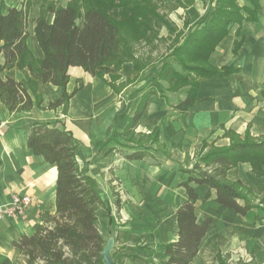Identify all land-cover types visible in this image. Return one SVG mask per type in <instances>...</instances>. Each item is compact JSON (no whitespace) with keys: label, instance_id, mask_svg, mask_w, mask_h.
I'll return each instance as SVG.
<instances>
[{"label":"crops","instance_id":"1","mask_svg":"<svg viewBox=\"0 0 264 264\" xmlns=\"http://www.w3.org/2000/svg\"><path fill=\"white\" fill-rule=\"evenodd\" d=\"M74 1L82 0H0V8L5 14L10 9L26 12L27 46L32 57L39 61L44 53L39 47L35 27L43 8L52 5L66 8ZM166 1L169 3L166 12L174 8L172 2L177 4L176 0ZM212 1L215 3L206 5L204 0L203 10L200 4L184 5L183 13L190 20L197 15L196 12L199 16L191 23L173 21L175 26L159 9L162 14H158L166 21L159 37L174 40L183 29L191 32L198 24L211 22L219 7L217 0ZM239 8H242V20L229 26L227 35L209 55L212 67L218 70L229 68L232 72L202 79L196 103L183 114L176 111L175 106L185 99L188 87L177 92L158 93L149 101L142 120L133 131L144 140L152 137L151 141L160 146L159 152L166 153L158 161L152 159L157 157V147L141 160H128V155L146 153L145 147H121V137L141 106L142 98L149 90L147 85L164 66L153 59L158 51L146 53L142 44L121 68L113 65L101 67L103 77H93L79 67H70L66 90L73 97L67 109L64 106L49 109L51 103L62 98L63 90L42 82L37 84V91L44 108L35 105L30 111L11 114L0 102V205L8 204L15 194L30 195L34 199L24 216L0 220V264H24V256L13 246L14 243L44 226V214L53 217L57 213V167L28 148L32 127L41 124L63 128L80 143V167L93 179L102 196V206L97 211L100 233L104 235L106 245L110 238L115 240L111 252L114 263L119 264L121 258L124 264H162L163 246L178 240L176 213L188 200L185 189L180 186L187 178L183 174L186 167L181 164L185 160L191 161L201 147H230L231 136L242 141L247 137L255 141L264 139V0H258L257 6L243 0ZM46 18L50 24L55 19L53 13H47ZM82 24L81 20L79 26ZM175 30L174 34L172 31ZM187 36L178 46L183 45ZM143 58L151 59V64L142 66ZM169 59H173L172 54ZM2 77H13L29 89L31 77L27 69L20 70L11 65ZM161 83L167 90L166 82ZM168 152L177 153L179 160L166 159ZM261 171L258 176L251 163L240 162L229 171L227 179L242 181L252 188L255 200H261L264 197V165ZM196 188L200 196L196 215L200 222L212 219V224L191 264H215L219 256L224 257L232 250L233 245L239 247L235 242L237 232L228 221L229 217L238 215L214 202V191L211 199L202 202L210 188L204 185ZM256 211L247 214L255 213L251 229H262L261 238L253 236L249 242L246 237V242L253 247L259 241L264 243V221L255 222L262 209L259 210L261 213Z\"/></svg>","mask_w":264,"mask_h":264},{"label":"trees","instance_id":"2","mask_svg":"<svg viewBox=\"0 0 264 264\" xmlns=\"http://www.w3.org/2000/svg\"><path fill=\"white\" fill-rule=\"evenodd\" d=\"M220 1L225 5L217 8L212 21L198 24L183 45L175 47L173 59L165 62L160 74L147 85L149 90L125 130L126 134H134L149 101L158 93L162 95L165 91L177 92L188 87L185 99L175 106V110L183 114L196 103L202 79L232 72L229 68L218 70L209 62V55L229 32L227 28L221 34L224 25L231 19L234 24L239 22L233 19L241 16L240 11L233 9V2ZM246 1L257 6L258 0ZM155 3L156 0H82L66 8L44 7L35 27L39 47L44 53L39 61L32 57L27 46L26 12L10 9L5 14L0 8V102L11 114L30 111L35 105L44 108L37 91V84L42 82L63 90L62 98L51 103L49 109L61 106L67 109L73 97L66 90L70 81L69 68L79 67L93 77H103V66L121 68L133 58V43L153 32V25L162 20ZM47 13L54 14L52 24L47 21ZM11 65L29 71L32 94L13 77H2ZM161 82H166L167 90ZM28 148L57 167V213L53 217L44 214L45 225L30 236H23L13 246L27 259L26 264H105L106 239L100 233L97 220L102 196L93 179L80 167V143L63 128L41 124L32 127ZM144 156V152H134L128 155V160H141ZM245 161L251 163L255 174L260 176L264 165V139L255 141L247 137L242 141L234 136L230 147L212 149L202 157L201 164L188 170L190 174L180 185L188 200L176 213L178 240L163 246L162 264H191L212 224V219L200 222L196 215L200 200L196 187L210 188L202 202L211 199L214 191V202L221 207L240 217L262 209L255 222L264 221V197L257 205L251 187L242 181L227 179L229 171Z\"/></svg>","mask_w":264,"mask_h":264},{"label":"rangeland","instance_id":"3","mask_svg":"<svg viewBox=\"0 0 264 264\" xmlns=\"http://www.w3.org/2000/svg\"><path fill=\"white\" fill-rule=\"evenodd\" d=\"M204 0H176L175 2H172L171 4L173 5L174 8H172L171 11L166 12V7L168 6V4L166 3V0H156L155 5L157 4V11L159 12V9L163 12V15H165V18L167 19V21L170 22L171 25H174V22H181L186 23V22H193L195 20H197V17L199 16L198 12H196L195 14H197L193 20H190L188 18V15L183 13L184 11L182 10V8H184L185 6L190 7V6H195L197 4H200V9H202V5ZM228 2H233V9L236 12H239V5L240 3H243V0H228ZM206 5L207 4H211V3H215V1L212 0H205L204 2ZM224 3V4H222ZM220 0H217L216 4L217 6L220 5H225V2H222ZM185 5V6H184ZM197 9V6L196 8ZM208 9V7H207ZM203 10V9H202ZM162 12H159L162 14ZM240 15V12L238 13ZM172 17H174V20H172ZM169 17V19L167 18ZM162 18V17H161ZM242 15L239 17H234L233 21H239L242 19ZM174 21V22H173ZM164 23H166L165 19L162 18V20L157 21V23L154 24L153 27V32L147 34L146 37H142L140 38V40L138 42L133 43V47H134V53L137 52V48L138 46H140L141 44L143 45V48L146 49V53H153L155 50H157V55L155 56L156 59L162 63H165L166 60H168L169 55H171L173 52V48L177 47L178 45H180V41L183 40L184 36L190 32V31H186V29L182 30L180 33H177L176 38L174 40H172V37L169 38H165V37H159L158 34L161 33V27L164 25ZM240 24V23H239ZM242 24V22H241ZM230 25H234V22H232V19L229 20L226 25H224V29L221 31V34L224 33L225 29L227 31V28H229L228 26ZM186 28V27H184ZM174 34L177 32L172 31ZM170 32V34L172 33ZM173 35V34H172ZM157 36L159 38H157ZM146 41H148V43H146ZM146 44V45H144ZM149 64H151V59L146 60L145 58L141 59V65L146 67ZM217 69V68H216ZM23 85V84H22ZM31 94L32 91H30V89H27ZM233 138V136H231ZM217 139H220V137H217ZM151 140H153V138H149L148 140H144L140 135H136V134H124L121 137V147L124 148H137L138 147H142V149H145V154H151L149 151H154L155 148H158V153H157V157H153L152 159L155 161H158V158H162V155L166 154H162L160 151V146L155 145ZM207 144V143H206ZM218 144H222V141H218ZM208 147V144L206 145ZM208 149H204L201 147V151L198 152L193 159L189 160H185L184 163H182V166L186 167V170L183 171V174L185 175V177H188V175L190 173H188V170H191V168H193V166L195 164H201L202 163V157H204L206 154H208L212 148L216 149L219 148L216 146H211ZM221 146V145H220ZM206 147V148H207ZM170 152H168V156L166 159H172L173 160H179V157H176V154H169ZM175 155V156H174ZM165 160V159H164ZM186 171V172H185ZM246 192V191H245ZM260 200H256V204L258 205L260 202ZM200 211V210H199ZM211 211H214V208L212 207ZM201 212V211H200ZM209 212V210L207 211ZM255 212V211H254ZM211 213V212H209ZM256 213H261L258 209V211H256ZM255 213H250L246 218L240 217V216H231L229 217L228 221L230 222V224L232 223V227L235 228V232H237L236 235V239L235 242L239 245L238 248H235V246L237 245H233L232 250H230L227 254L224 255V257L219 256V258L217 259V262L215 264H264V243L259 241L256 243V245L253 247L252 244H250V240L251 237L253 236H259L261 238V230L260 227H256L255 230L251 229L252 227V220L254 217ZM218 227V225L216 226ZM232 228V229H233ZM255 231V232H254ZM252 232H254L252 234ZM249 239V242H246L247 238ZM260 240V239H258ZM234 239L231 238V242H233ZM117 259V258H116ZM25 263H27V259L24 257ZM119 264H124L122 263V260L120 258Z\"/></svg>","mask_w":264,"mask_h":264},{"label":"built area","instance_id":"4","mask_svg":"<svg viewBox=\"0 0 264 264\" xmlns=\"http://www.w3.org/2000/svg\"><path fill=\"white\" fill-rule=\"evenodd\" d=\"M33 201L34 199L30 195L15 194L8 204L0 205V220L15 219L24 216Z\"/></svg>","mask_w":264,"mask_h":264},{"label":"water","instance_id":"5","mask_svg":"<svg viewBox=\"0 0 264 264\" xmlns=\"http://www.w3.org/2000/svg\"><path fill=\"white\" fill-rule=\"evenodd\" d=\"M114 243L115 240L113 238H110L106 247L104 248V252H103V262L105 264H116L113 261L111 252L114 250Z\"/></svg>","mask_w":264,"mask_h":264}]
</instances>
